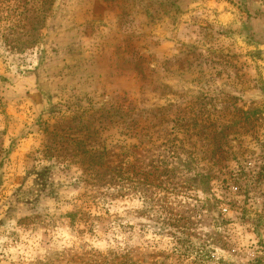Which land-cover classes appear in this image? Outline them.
Instances as JSON below:
<instances>
[{"label": "rangeland", "instance_id": "374dc122", "mask_svg": "<svg viewBox=\"0 0 264 264\" xmlns=\"http://www.w3.org/2000/svg\"><path fill=\"white\" fill-rule=\"evenodd\" d=\"M0 264H264V0H0Z\"/></svg>", "mask_w": 264, "mask_h": 264}]
</instances>
